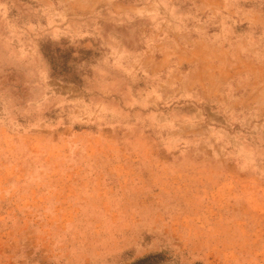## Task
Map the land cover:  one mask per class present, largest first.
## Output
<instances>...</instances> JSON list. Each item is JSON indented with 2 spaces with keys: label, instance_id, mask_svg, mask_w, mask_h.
I'll list each match as a JSON object with an SVG mask.
<instances>
[{
  "label": "rangeland",
  "instance_id": "obj_1",
  "mask_svg": "<svg viewBox=\"0 0 264 264\" xmlns=\"http://www.w3.org/2000/svg\"><path fill=\"white\" fill-rule=\"evenodd\" d=\"M264 264V0H0V264Z\"/></svg>",
  "mask_w": 264,
  "mask_h": 264
},
{
  "label": "trees",
  "instance_id": "obj_2",
  "mask_svg": "<svg viewBox=\"0 0 264 264\" xmlns=\"http://www.w3.org/2000/svg\"><path fill=\"white\" fill-rule=\"evenodd\" d=\"M149 258H145V259H141L140 261H138L136 264H138L139 262H144V261H147ZM200 264V263H198Z\"/></svg>",
  "mask_w": 264,
  "mask_h": 264
}]
</instances>
